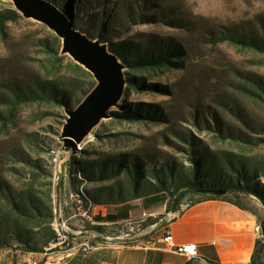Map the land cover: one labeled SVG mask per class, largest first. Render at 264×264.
<instances>
[{
  "label": "rangeland",
  "instance_id": "374dc122",
  "mask_svg": "<svg viewBox=\"0 0 264 264\" xmlns=\"http://www.w3.org/2000/svg\"><path fill=\"white\" fill-rule=\"evenodd\" d=\"M117 1L118 9L122 11L116 19L117 24L110 20L106 22L111 40L108 47L122 40L146 46L150 40L161 39L180 45L184 50L181 69L165 70L146 81L147 85H157L165 92L143 90L132 93L127 101L124 102L123 97L120 105L113 108V112L123 113L138 105L143 111L157 110L161 119L157 122L118 121L112 115L93 130L91 138L87 137L71 150H66L62 138L68 117L66 108L25 104L18 107L11 122L2 124L0 121V179L13 182L17 188L22 185L23 181L16 179L19 176L12 169H24L25 164L19 155L25 153H31L32 158L41 161L44 169H50L52 177L47 180L52 182L54 227L61 240L53 245H58L59 250L48 254L1 250L0 264H67L74 254L91 251L92 242H97L95 247L138 244L143 242V238L150 241V238L158 236L154 231L156 225L164 223V216L107 226L103 234L96 232L89 208L73 188L74 166L78 160L112 159L124 155L131 160L148 156L154 157L155 161L186 162V154L181 148H186L183 147L186 146L183 139L190 137L196 143L209 144L213 149L238 150L237 146L229 143H215L213 132L200 130L195 125L197 120L203 124L207 120L213 127L217 123L231 131L243 128L237 113L252 125L264 123V107L236 88V84L243 81L240 74L250 73L264 82V56L227 43L215 45L210 41L213 32L224 27L259 25L264 19V0H155L157 7L146 12L138 9L132 16L138 20L139 15L145 13L156 15L160 20L147 24L133 19L129 21V15L123 12L137 0H92L85 4L84 9L72 0V5L79 9L74 20L77 29L84 32V28L98 24L100 19L96 12L104 8L111 10L114 6L102 4ZM7 8L15 9L13 2L0 0V11ZM54 37L56 34L46 25L23 16L17 22L7 23L5 31L0 32V112L7 110L5 101L12 96L9 87H25L28 81L37 77L56 79L70 85L78 76L71 67L75 61L62 52L63 43L57 60H53L50 56L55 54L42 45L43 40H48L57 47ZM124 73L126 93L129 78L142 74L126 67ZM82 80L84 89L78 90L80 103L93 91L86 95L85 90L88 92L91 84L89 80ZM28 135L35 138L36 151L28 144ZM254 154H264V148L256 149ZM197 198L189 194L185 202L192 204ZM248 203L258 218L259 240L263 244L260 223L264 221V206L257 198L249 199Z\"/></svg>",
  "mask_w": 264,
  "mask_h": 264
},
{
  "label": "trees",
  "instance_id": "16d2710c",
  "mask_svg": "<svg viewBox=\"0 0 264 264\" xmlns=\"http://www.w3.org/2000/svg\"><path fill=\"white\" fill-rule=\"evenodd\" d=\"M60 8L74 23L77 10L72 5V0H49ZM81 9L92 0H76ZM111 4L113 10L97 11L98 24L88 28L78 29L92 39H100L102 43L109 44V31L106 22L117 24V18L122 10L118 9V1L106 2ZM155 0H137L131 2L123 12L129 15V21H139L147 24L158 20L156 15L141 13L139 19L133 18L138 9H154L157 7ZM91 4V3H89ZM93 4V3H92ZM22 16L15 9L7 8L0 11V32L5 31L9 22H17ZM166 18V16H165ZM168 18V16H167ZM77 28V27H76ZM154 38V37H152ZM57 47L52 46L48 40H43L42 45L51 53L53 60L59 59L62 49V40L53 39ZM210 41L213 44L227 43L241 49L251 50L264 56V19L257 26L224 27L213 32ZM114 53L126 68L138 72L142 76L129 78L124 102L132 93L146 91H164L157 85H147L149 77H154L165 70H178L184 64V50L182 46L172 44L165 40L156 39L147 42L146 46L138 45L132 40H122L110 44ZM78 75L68 85L63 81L48 78H34L26 83L25 87H9L12 96L5 101L6 112H0L2 124L11 122L19 106L25 104L55 105L59 108L70 109L80 103L78 90H82L83 82L89 80L91 89L97 85L93 75L78 63H71ZM147 75V76H143ZM132 75V74H130ZM242 82L236 88L244 96L264 107V82L250 73L240 74ZM134 109L123 113L112 112L118 121H144L157 122L161 114L157 110L143 111L138 105ZM239 111V110H238ZM240 112V111H239ZM236 116L243 122V128L237 131L226 130L217 123L213 127L207 120L204 124L197 120L196 127L200 130L213 132L215 143H229L237 146L238 150L228 148L213 149L207 143H196L190 137L183 139L186 148H181L186 154V162L177 160L155 161L154 157L146 156L131 160L124 155L117 158H104L99 160H78L73 177V188L80 200L90 208L92 205H117L132 199L144 198L150 195L163 193L169 197L168 210H176L187 199L189 194L198 196L197 203L208 198H217L228 201L239 208L254 211L249 207L248 200L257 198L264 206V154H254L256 149L264 148V123L252 125L251 122L237 113ZM28 144L36 151V140L28 135ZM251 152V153H250ZM24 169L12 170L17 172L18 180L23 183L18 188L13 182L0 179V251L16 249L25 253H53L59 246L53 245L61 242L60 236L54 227L55 213L52 199V182L47 179L52 177L50 169H44L41 161L31 157V153L19 155ZM44 175L46 177H44ZM45 179V180H43ZM225 190L224 196L201 194L199 190ZM118 217L96 215L94 230L100 234L105 232L108 221H117ZM264 224V221L260 225ZM97 242H92L96 246ZM67 264H95L93 260H86L83 252L74 258L68 259ZM252 264H264V242L258 240Z\"/></svg>",
  "mask_w": 264,
  "mask_h": 264
},
{
  "label": "crops",
  "instance_id": "0c3cea01",
  "mask_svg": "<svg viewBox=\"0 0 264 264\" xmlns=\"http://www.w3.org/2000/svg\"><path fill=\"white\" fill-rule=\"evenodd\" d=\"M169 197L163 193L132 199L117 205H92V224L96 215L117 216L111 226L136 219L164 216V223L156 225L158 238L170 230L178 246L196 244L198 257L190 260L185 255L172 252L163 246L144 248L136 244L117 243L102 247L92 246L85 254L86 260L95 264H252L260 238L256 215L223 199L208 198L176 210H168ZM143 242H148L146 238ZM77 254H74V257ZM73 257V258H74Z\"/></svg>",
  "mask_w": 264,
  "mask_h": 264
},
{
  "label": "water",
  "instance_id": "95a60500",
  "mask_svg": "<svg viewBox=\"0 0 264 264\" xmlns=\"http://www.w3.org/2000/svg\"><path fill=\"white\" fill-rule=\"evenodd\" d=\"M13 2L24 18L46 25L62 40V52L90 72L97 81L93 91L76 107L67 109L62 138L66 150L77 148L123 100L125 65L106 43L90 38L78 30L70 18L49 0H5ZM201 194L224 196L225 190H199ZM264 236V224L261 225Z\"/></svg>",
  "mask_w": 264,
  "mask_h": 264
},
{
  "label": "built area",
  "instance_id": "2783aa9c",
  "mask_svg": "<svg viewBox=\"0 0 264 264\" xmlns=\"http://www.w3.org/2000/svg\"><path fill=\"white\" fill-rule=\"evenodd\" d=\"M161 246L172 252L183 254L190 260H193L198 257L196 244H187V245L178 246L175 243L174 236L170 230H167L164 235L151 240L147 245H144L143 247L153 248V247H161Z\"/></svg>",
  "mask_w": 264,
  "mask_h": 264
},
{
  "label": "bare ground",
  "instance_id": "6f19581e",
  "mask_svg": "<svg viewBox=\"0 0 264 264\" xmlns=\"http://www.w3.org/2000/svg\"><path fill=\"white\" fill-rule=\"evenodd\" d=\"M88 138H91V134L88 136ZM81 148V147H80ZM151 241V240H150ZM150 241H148V242H141V243H138V244H136V245H139V246H141V247H143L144 245H147Z\"/></svg>",
  "mask_w": 264,
  "mask_h": 264
}]
</instances>
